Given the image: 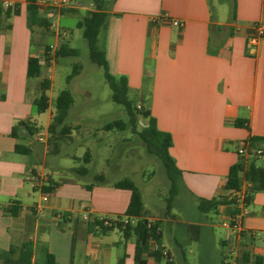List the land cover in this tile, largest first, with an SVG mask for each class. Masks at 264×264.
Masks as SVG:
<instances>
[{
    "label": "crops",
    "instance_id": "0c3cea01",
    "mask_svg": "<svg viewBox=\"0 0 264 264\" xmlns=\"http://www.w3.org/2000/svg\"><path fill=\"white\" fill-rule=\"evenodd\" d=\"M87 1L54 8L56 24L49 29L38 27L35 35L27 22L28 0H0L4 8H19L18 15L2 18L0 23V251L13 247L17 256L24 244L31 243L34 264L41 257L44 263L47 253L54 255L58 264H136L135 236L124 239L117 228L100 234L91 226L95 219L123 217L130 191L115 188L118 179L106 175L105 184L91 189L87 186L92 183L79 179L56 180L54 171L44 166L39 169L28 160L38 152L46 164L52 154L48 146L24 131L12 136L19 121L37 127L34 101L42 90L38 92L37 82L32 84V80L39 81L43 65L40 77L29 78V58H42L47 46L56 51L66 43L63 37L68 33L61 21L78 18L77 27L94 5ZM101 5L109 18L99 42L110 72L128 79L129 94H136L138 105L156 119L158 129L172 136L169 152L182 172L181 187L198 213L187 221L168 211L160 217L150 212L142 199L147 218L160 222L163 253L169 254L173 264L177 257L187 264L193 246L208 254V246L202 242L206 227L205 239L214 247L216 264H241L243 253L252 260L261 257L264 264V192L253 195L242 221L243 232L236 238L222 226L238 213L235 204L220 205L209 213L198 208L201 199L231 195L225 185L233 165L242 162L246 169L252 164L264 168V38L256 45L250 41L254 25L264 26V0H231L226 21L218 18L212 0H101ZM50 8L42 6L41 13L47 14ZM174 20L184 26H174ZM241 142L247 143L243 156L238 154ZM16 146L28 148L29 153L16 152ZM49 180L60 185L43 194L40 188ZM27 182L38 197L26 188ZM247 186L243 182L242 194ZM210 213L222 219L219 234L204 216ZM150 249H157L153 241ZM164 262L167 264L166 258H146L147 264Z\"/></svg>",
    "mask_w": 264,
    "mask_h": 264
},
{
    "label": "rangeland",
    "instance_id": "374dc122",
    "mask_svg": "<svg viewBox=\"0 0 264 264\" xmlns=\"http://www.w3.org/2000/svg\"><path fill=\"white\" fill-rule=\"evenodd\" d=\"M219 1L212 0L216 14L220 20L226 21L231 11V0ZM94 9L95 5L89 6L86 14ZM77 19L63 18L61 27L68 33L63 39L71 47L76 48L79 55L77 57L57 58L52 49L49 56L50 60L42 61L43 74L39 81L38 79L32 80V84L37 82L38 92L42 90V81L49 80L51 84L50 89L46 92L50 99V107L43 113L36 112L33 116L38 132L32 136V139L38 140L42 146L47 145L48 149H51L48 144L50 116L56 112V98L66 89L71 91L74 98V104L69 111L66 122L73 127L80 125V129L73 131L71 141L61 145L60 155H48L46 164L38 152L30 155L28 160L39 169L44 166L48 171H54L56 180L75 178L84 183H93L94 179L91 176L97 174H104L108 179L113 180L130 178L140 188L142 199L144 198L145 205L150 212L163 217L167 212V200L170 198L171 190V182L168 179L166 168L158 157L147 151L139 134L133 131L125 108L113 102L112 90L105 79L104 69L91 60L89 46L82 35V30L75 26ZM51 21L52 24H56L53 18ZM34 31L36 35L37 26L34 27ZM61 37L60 34V40H62ZM75 64L82 66L81 72L68 82L67 78L72 74ZM129 98L135 103H139L136 94L130 93ZM116 119H123L128 123L124 131L107 132L102 129L105 124ZM145 125L144 119L139 117L137 131L142 130ZM40 138L43 140L41 141ZM19 142L26 146L29 145L28 141L24 139H19ZM88 150L92 158L91 162L86 164L84 156ZM51 166L60 167V169H52ZM81 166L88 167L89 177H82L72 171ZM26 188L38 197V193L33 192L30 182L26 183ZM193 203V199L179 185L170 212L173 216L176 215L179 220H193L198 214ZM204 216L208 217V223H213L216 233L219 234L223 231L220 227L222 219L219 215L210 213L204 214ZM203 233L202 242L208 246V254L193 246L192 253L186 256L187 264H216L214 247L210 240L205 239L208 233L206 227H204ZM217 249L220 250L219 244H217ZM38 264H43L42 257ZM175 264H184V262L177 257Z\"/></svg>",
    "mask_w": 264,
    "mask_h": 264
},
{
    "label": "trees",
    "instance_id": "16d2710c",
    "mask_svg": "<svg viewBox=\"0 0 264 264\" xmlns=\"http://www.w3.org/2000/svg\"><path fill=\"white\" fill-rule=\"evenodd\" d=\"M39 0H28L27 3V22L30 28L35 26L49 29L52 26V18L55 13L54 8H50L47 14L41 13V8L38 4ZM95 5L93 11L88 12L78 22L77 28L82 30V35L86 39L91 60L104 69L105 79L112 90L113 102L122 105L129 117V124L132 126L133 131L137 132L142 139L147 151L158 157L164 164L168 179L171 182L170 198L167 200V211L170 212L171 204L174 197L178 193L179 185L182 182V172L177 167L174 158L171 156L169 149L172 146V136L169 133L162 132L158 129L157 121L150 113L142 106L138 108V103H135L129 98V83L125 76H114L109 69V63L106 58L105 50L100 45L99 38L102 31L106 28L108 23L109 14L104 10L101 5V0H92ZM19 14L18 7H6L4 8L0 4V23L2 18H10L13 15ZM233 19H235V12L233 13ZM50 46L46 47V51L43 55L46 61L50 58ZM79 52L76 48L70 46L69 43H61L55 51L57 58L65 57H77ZM82 66L75 64L73 72L68 76L67 80L70 82L75 76L79 75ZM42 61L39 57L32 56L28 60L27 75L29 78H37L41 76ZM50 81L44 80L41 82L42 93L35 99L34 105L38 113H43L50 107V99L46 92L50 89ZM74 104V98L70 90H63L55 100L56 112L52 117V120L48 126L49 140L48 144L51 147L50 152L55 155L61 153V145L72 140L73 131L80 129V125L75 127L68 124L67 117L71 107ZM139 117L147 120V124L142 130L137 131V122ZM128 126V123L123 119H116L112 122L105 124L102 129L104 131H124ZM20 131H24L25 135L33 136L38 132V128L35 127L30 121H19L13 126L12 136L18 137ZM252 141H255V139ZM16 152L21 154H28L29 149L16 146ZM76 159H79L75 157ZM92 155L88 150L84 156V162L86 164L91 162ZM74 172L79 175H86L89 172L88 167L81 166L74 169ZM106 177L104 174H97L94 176V182L88 185L87 188L91 189L94 185H100L106 183ZM243 182H246L248 186L244 190L246 202L250 204L253 195L257 192H264V168L257 167L254 164L250 165L247 169L242 162L233 165L228 173L225 188L231 193L228 196H221L213 198L211 200L201 199L199 200V210L203 213L216 212L220 205L235 204V197L237 193H241ZM60 185L59 182L49 180L43 184L40 188L43 194H50ZM113 186L117 189L128 190L131 193L130 202L128 208L123 217L116 220H109L110 225L105 224L104 220L95 219L91 226L96 228L100 234H107L113 229H119L123 233L124 239H129L132 236L136 237V251H135V263L147 264V257H154L157 261L167 259V264H173L170 261L171 257L163 253L162 241L163 233L160 229L159 221H151L147 218V210L144 206L140 188L130 178H123L116 181ZM20 209L18 206L12 210L13 214H16ZM136 220L135 224H132L131 220ZM154 242L157 245V249L151 250L150 243ZM16 248H10L9 251H0V259L7 264H34L33 255L34 248L31 243L24 244L20 249L17 256ZM241 264H263L261 257H255L253 260L248 253H243ZM43 264H58L54 255L47 253ZM223 264H225L223 262Z\"/></svg>",
    "mask_w": 264,
    "mask_h": 264
},
{
    "label": "built area",
    "instance_id": "2783aa9c",
    "mask_svg": "<svg viewBox=\"0 0 264 264\" xmlns=\"http://www.w3.org/2000/svg\"><path fill=\"white\" fill-rule=\"evenodd\" d=\"M75 0H39L38 4L40 6L48 5L52 8H65L70 7ZM11 6V5H10ZM173 25L177 27H183L184 22L179 20H174ZM264 38V26L261 24H255L253 27V34L250 38V41L253 45H256L260 39ZM41 61L45 60L44 57L40 58ZM138 108H141L138 105ZM42 141L43 139L40 138ZM247 153V143L241 142L238 148V154L240 156L246 155ZM263 152L261 150L258 151V155H262ZM39 183V182H38ZM235 206L238 209V213L228 218L226 221L222 222V226L227 230L229 236L236 238L240 236L243 232L242 221L244 216L248 214V206L249 204L246 202L245 196L242 193H237L235 197ZM100 220H104L105 224L110 225V221L106 218H101Z\"/></svg>",
    "mask_w": 264,
    "mask_h": 264
}]
</instances>
